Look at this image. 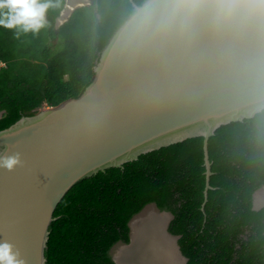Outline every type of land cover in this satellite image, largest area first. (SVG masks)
Returning <instances> with one entry per match:
<instances>
[{
    "label": "water",
    "instance_id": "water-1",
    "mask_svg": "<svg viewBox=\"0 0 264 264\" xmlns=\"http://www.w3.org/2000/svg\"><path fill=\"white\" fill-rule=\"evenodd\" d=\"M129 1L131 13L100 51L84 90L0 130V151L19 152L24 162L0 169V241L14 244L26 264H46L53 212L76 182L194 136L203 138V211L212 188L208 138L264 109V15L223 17L207 7L174 14L165 0ZM262 188L252 193L254 210L264 207L255 203ZM147 207L168 214L163 232L186 264L179 235L168 231L173 215L155 203L133 215L120 246L131 244L132 219Z\"/></svg>",
    "mask_w": 264,
    "mask_h": 264
},
{
    "label": "trees",
    "instance_id": "trees-1",
    "mask_svg": "<svg viewBox=\"0 0 264 264\" xmlns=\"http://www.w3.org/2000/svg\"><path fill=\"white\" fill-rule=\"evenodd\" d=\"M144 0H133L137 5ZM65 0H50L38 32L0 27V130L42 105L78 96L100 51L131 13L129 0H91L56 26ZM202 136L140 154L76 182L49 225L46 264H114L110 250L128 242V222L146 204L171 212L186 264H264V109L220 125L208 138L212 174L203 202Z\"/></svg>",
    "mask_w": 264,
    "mask_h": 264
},
{
    "label": "clouds",
    "instance_id": "clouds-1",
    "mask_svg": "<svg viewBox=\"0 0 264 264\" xmlns=\"http://www.w3.org/2000/svg\"><path fill=\"white\" fill-rule=\"evenodd\" d=\"M174 14H188L203 7L210 8L217 16L236 14L264 15V0H165ZM65 3V2H64ZM50 0H0V27L18 29L20 32H38L45 25V13ZM0 62V67H3ZM19 152L0 151V169L13 171L23 166ZM0 264H26L20 250L7 240L0 241Z\"/></svg>",
    "mask_w": 264,
    "mask_h": 264
},
{
    "label": "bare ground",
    "instance_id": "bare-ground-1",
    "mask_svg": "<svg viewBox=\"0 0 264 264\" xmlns=\"http://www.w3.org/2000/svg\"><path fill=\"white\" fill-rule=\"evenodd\" d=\"M70 4L74 0H68ZM68 7V6H67ZM69 7L63 14L69 11ZM264 201V188L256 195L255 203ZM167 213H158L147 207L138 217L132 219L131 244L118 247L113 254L117 264H183L174 240L163 232Z\"/></svg>",
    "mask_w": 264,
    "mask_h": 264
},
{
    "label": "rangeland",
    "instance_id": "rangeland-1",
    "mask_svg": "<svg viewBox=\"0 0 264 264\" xmlns=\"http://www.w3.org/2000/svg\"><path fill=\"white\" fill-rule=\"evenodd\" d=\"M89 3H91V0H74V3H73V4H70V2H68V0H67L66 5H67L68 7L73 8V7H76V6H78V5L89 4ZM66 17H67V15L62 13L61 16H60L59 18H57V20H58V22H62V23H63L64 20L66 19ZM41 107H47V106H46V105H42ZM120 245H121V242L116 243V244L111 248V252H112V253H115L116 250H117V248H118V247H121Z\"/></svg>",
    "mask_w": 264,
    "mask_h": 264
},
{
    "label": "flooded vegetation",
    "instance_id": "flooded-vegetation-1",
    "mask_svg": "<svg viewBox=\"0 0 264 264\" xmlns=\"http://www.w3.org/2000/svg\"><path fill=\"white\" fill-rule=\"evenodd\" d=\"M117 243H118V242H117ZM114 245H115V244H114ZM113 254H114V253H112L111 250H110V255H113Z\"/></svg>",
    "mask_w": 264,
    "mask_h": 264
}]
</instances>
